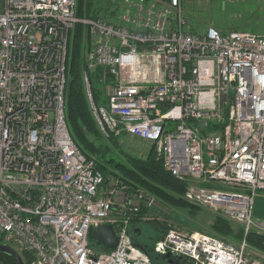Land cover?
Here are the masks:
<instances>
[{
    "label": "built area",
    "instance_id": "obj_1",
    "mask_svg": "<svg viewBox=\"0 0 264 264\" xmlns=\"http://www.w3.org/2000/svg\"><path fill=\"white\" fill-rule=\"evenodd\" d=\"M192 1L211 0H120L93 16L77 15V0H0V236L31 252V264H153L130 226L158 198L117 177L106 183L68 125L77 23L87 34L82 77L101 135L149 140L186 182V200L244 228L234 242L171 226L155 252L193 264H264V250L246 238L251 229L264 234L253 216L264 191V33L198 27ZM100 223L114 225L115 248L89 240Z\"/></svg>",
    "mask_w": 264,
    "mask_h": 264
},
{
    "label": "trees",
    "instance_id": "obj_2",
    "mask_svg": "<svg viewBox=\"0 0 264 264\" xmlns=\"http://www.w3.org/2000/svg\"><path fill=\"white\" fill-rule=\"evenodd\" d=\"M120 0H77V15L93 16L94 10H99L97 2L104 3L102 8L108 9L114 3L118 6ZM119 9V6L118 8ZM87 34L84 26L77 23L71 31L69 42V54L67 62V85H66V114L70 131L80 148L88 155L95 156L96 168L100 169L107 183L111 177H117L122 185L128 186L129 189L144 188L153 193L163 204L187 209L190 218L194 223L203 228V222L197 218V210L200 205L190 202L185 199L184 192L186 182L174 176L171 172L165 169L163 162L157 157L154 147L144 155L136 156L126 154L123 160L115 158L109 153L112 144H117V138L111 134L108 139H105L95 122L92 114L88 98L83 84V48ZM92 89L94 100L99 102L102 99L103 90L96 79V75H91ZM102 138L103 142H97V139ZM110 142L111 144L107 143ZM121 151V150H119ZM147 206H142L140 212L131 220L130 232L133 241L141 246L150 256L153 264H184L188 261V257L182 256L179 261H175L178 257L170 262L165 255H161L154 250L156 241L166 233L170 226L167 220L153 218L149 220L152 233L145 235L142 232L143 220L147 219L143 215L148 211ZM145 218V219H144ZM189 223V222H186ZM146 224V222H145ZM238 225L236 230L233 227V222L221 214L214 213V218L210 224L211 232L214 235L241 240L244 236L243 226ZM248 243L257 249L264 250V234L255 229L249 230L247 233ZM3 239L0 236V242ZM21 255L25 264H31L33 255L29 251H22ZM0 264H17L16 260L8 254L0 252Z\"/></svg>",
    "mask_w": 264,
    "mask_h": 264
},
{
    "label": "rangeland",
    "instance_id": "obj_3",
    "mask_svg": "<svg viewBox=\"0 0 264 264\" xmlns=\"http://www.w3.org/2000/svg\"><path fill=\"white\" fill-rule=\"evenodd\" d=\"M103 4L104 3L100 2L96 3V5L99 6V10H105L102 8ZM115 7H117L116 4ZM99 10H94L92 13L95 14ZM188 12L193 23L198 27L202 26V28H205L208 25H213L221 31L248 29L264 33V0H243L234 2L227 0H211L205 2L192 1L189 4ZM97 142L106 144L102 138L97 139ZM117 142L119 145L115 146L112 144L109 153L121 160L125 158L126 154L144 156L151 149L149 140L128 134L117 138ZM107 143L111 144L110 142ZM214 213L215 212L209 207L200 205L197 210V218L203 222V228L199 229L200 226L193 222L187 209L166 205L158 200L156 206L152 209L149 208L143 215V217L147 219L144 218V223H140V225H142V232L145 235H149L153 231L148 222L153 218H158L163 221L167 220L166 222L170 224V226H179L185 230H200L213 234L209 226L214 218ZM254 215L262 218L260 221H264L263 190H258V194L255 196L253 206V216ZM233 227L236 230L238 229V225L234 222ZM226 239L231 240L229 238ZM231 241L238 242L237 239H232ZM98 248L99 247H96V249Z\"/></svg>",
    "mask_w": 264,
    "mask_h": 264
},
{
    "label": "water",
    "instance_id": "obj_4",
    "mask_svg": "<svg viewBox=\"0 0 264 264\" xmlns=\"http://www.w3.org/2000/svg\"><path fill=\"white\" fill-rule=\"evenodd\" d=\"M89 240L100 247L115 248L118 243V236L116 229L111 223L92 224L89 230ZM0 252L11 255L17 262V264H25L21 253L15 249L12 245L4 242H0ZM172 262L174 259L171 257V253L165 255ZM182 256H178L179 261ZM184 264H193L192 262H186Z\"/></svg>",
    "mask_w": 264,
    "mask_h": 264
},
{
    "label": "crops",
    "instance_id": "obj_5",
    "mask_svg": "<svg viewBox=\"0 0 264 264\" xmlns=\"http://www.w3.org/2000/svg\"><path fill=\"white\" fill-rule=\"evenodd\" d=\"M254 217H255L256 219H258V220H261V219H262V218H259V217L255 216V215H254Z\"/></svg>",
    "mask_w": 264,
    "mask_h": 264
}]
</instances>
